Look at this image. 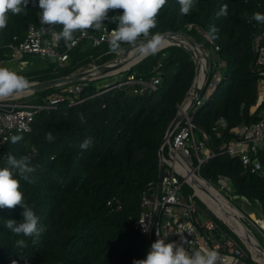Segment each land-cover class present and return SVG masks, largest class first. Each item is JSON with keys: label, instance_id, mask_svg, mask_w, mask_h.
Here are the masks:
<instances>
[{"label": "trees", "instance_id": "16d2710c", "mask_svg": "<svg viewBox=\"0 0 264 264\" xmlns=\"http://www.w3.org/2000/svg\"><path fill=\"white\" fill-rule=\"evenodd\" d=\"M255 13L264 14V0H196L188 15L180 13L178 0H167L148 39L159 34L172 43L133 64L123 79L134 75L149 81L160 74L156 89L136 94L126 85L95 95L100 87L90 81L82 92L83 102H65L57 109L42 110L31 133L14 135L22 137L17 143L10 140L2 145L0 137V156L29 155L38 165L31 174L32 182L20 180L19 190L39 218V226H46L33 243L35 237L16 235L6 227L8 220L23 219V209H0V264H25V257L28 264H133L146 258L151 245L135 230L142 196L149 183L160 178L161 148L196 78L194 56L183 40L212 49L205 34L210 36L224 62L214 96L196 112L194 121L208 132L220 117H225L230 127L249 123L255 120L249 108L256 100L258 81L254 41L264 31V22H258ZM122 14V9H110L102 27L117 25L115 16ZM8 16L7 27L0 30V59L4 60L10 58L15 38L22 40L29 26L39 23L38 0H29L26 12H9ZM55 31L60 33L62 26L56 25ZM84 32L94 30L77 31L74 40ZM142 42H146L143 37L136 45L121 43V48L123 52L127 47L140 52ZM58 49L69 53V63L61 66L46 59L49 66L39 72L40 81L67 78L81 65H102L117 57L109 51V42L96 47L87 39L70 48L59 38ZM58 89V85L41 89L28 103L42 104ZM80 113L86 123L80 122ZM48 133L53 136L51 142L46 139ZM87 138L92 140L90 147L81 149ZM212 142L217 149L222 140L212 134ZM261 159L264 163V149ZM4 166L0 159V167ZM201 175L213 184L220 176L230 177L235 194L246 196L251 204L242 200L245 205L259 207L264 215V178L246 171L238 158H213L203 166ZM114 196L124 202L120 212L107 207ZM20 239L26 247L15 246Z\"/></svg>", "mask_w": 264, "mask_h": 264}, {"label": "built area", "instance_id": "2783aa9c", "mask_svg": "<svg viewBox=\"0 0 264 264\" xmlns=\"http://www.w3.org/2000/svg\"><path fill=\"white\" fill-rule=\"evenodd\" d=\"M55 27L56 25H42L40 19L39 23L30 25L25 38H15V42L10 45V58L0 59V67H5L8 63L25 66V58L28 55L54 60L61 66L67 65L70 55L58 49L59 39ZM116 28L117 25H114L111 28L102 27L92 33L84 32L74 40L75 43H72L70 48L82 39L89 40L96 47L107 43L112 37V30ZM205 37L211 42L212 51L217 57L213 60L211 53L210 56L204 53L205 71L201 82H198L201 65L196 49L192 47L196 72L198 71L194 88L187 102L180 107L181 120L164 140L161 148L163 170L159 180L150 182L142 196L141 215L135 224V230L144 236L150 245L158 239H164L165 243L175 242L184 247L189 255L197 251L201 254L215 251L216 264H260L254 255L246 251L236 236L226 232L199 205L196 198L194 199L195 193H188L186 190L187 187L192 190L196 182L201 181L234 204L231 194H235L236 189L230 177L220 176L213 184L201 175L205 164L213 158L225 155L238 158L246 171L264 178V163L261 159V150L264 149V31L254 41V70L258 74V81L256 100L249 108V115L255 117V120L230 127L228 120L220 117L213 124L211 132L201 128L194 121V115L214 96L222 80L224 62L218 55L219 47L210 36L205 34ZM91 79L85 76L72 85L60 86L57 91L48 95L42 104L0 102L1 144H7L16 133H31L37 115L42 110L57 109L65 102L72 105L83 102L85 98H82V92ZM160 82V74L149 81L130 75L126 80L100 87L95 95H102L126 85L131 86L134 93L144 94L156 89ZM196 86L200 90L198 95L195 92ZM194 96H197L196 102L190 107ZM212 134L215 139L222 140L217 149L213 146ZM107 207L112 212H120L124 208V202L119 196H114L107 201Z\"/></svg>", "mask_w": 264, "mask_h": 264}, {"label": "clouds", "instance_id": "9594fccd", "mask_svg": "<svg viewBox=\"0 0 264 264\" xmlns=\"http://www.w3.org/2000/svg\"><path fill=\"white\" fill-rule=\"evenodd\" d=\"M196 0H178L180 13L188 15ZM29 0H0V30L8 25V13L20 14L26 12ZM167 0H38L40 9V23L46 26L61 25L62 31L57 38H63L68 47L72 46L74 33L77 31L94 30L102 28L103 21L107 19L110 9H122L123 14L115 16L117 28L112 30L109 40V51L120 54L123 52L121 43L136 45L141 37L146 42L140 44L144 54H155L162 43V37L157 34L148 39L150 30L156 26V17ZM114 17H112L113 20ZM258 22H264V14L255 13ZM44 30V29H42ZM71 42V43H69ZM29 88V82L16 72L0 67V99L19 94ZM80 122L86 123L83 113L78 114ZM22 137L13 136L12 143H17ZM51 142V133L46 135ZM92 143L91 138L85 139L81 149H87ZM6 166L0 167V209H13L20 206L23 219L20 222L8 220L7 229L16 235L35 237L36 243L46 226H39V218L30 206L24 202L20 189V180L32 182L31 174L35 173L38 165L32 162L29 155L16 158L12 154L0 156ZM19 176V179L17 178ZM143 224V223H141ZM145 227V226H144ZM145 231L147 229L145 228ZM16 247H26L23 239L17 240ZM217 253L208 251L205 254L197 251L189 255L184 247L175 242L165 243L164 239L156 240L147 253L146 258L134 260L133 264H216ZM13 264H16L13 261ZM25 264H28L25 257Z\"/></svg>", "mask_w": 264, "mask_h": 264}, {"label": "rangeland", "instance_id": "374dc122", "mask_svg": "<svg viewBox=\"0 0 264 264\" xmlns=\"http://www.w3.org/2000/svg\"><path fill=\"white\" fill-rule=\"evenodd\" d=\"M187 41L189 42V40ZM185 43L187 44V42ZM164 48H166V46L159 47L156 52ZM201 48L204 50V53H207V56L209 55V53H211L212 57L214 58L213 60L216 59L217 55L213 53L211 48H209L208 46H201ZM131 49H133V47H127L125 52L117 54V57L110 63L99 65L96 62L95 65H81L79 68H77L75 73L70 76L82 75L84 73L90 74L92 75L91 81L94 82V86L96 87H104L111 83L120 82L125 78V73L127 72V70L132 66L130 65L132 59H136L139 54V52L134 50L131 51ZM25 59L27 61V64L25 66H21L17 63H8L5 65V68L17 72L18 74H23V77L29 82V88L20 92L19 94L0 99V102L9 104L27 103L31 101V99L35 96V93L40 90L39 88L40 86H42L41 84L43 82L39 80V77L41 76L39 75V72L48 68L49 61L42 57H38L37 55H28ZM102 67H108V71L103 72L101 70ZM71 84L72 82L70 80H67L60 83L58 86L60 87ZM186 191L192 194L195 193V197L199 205L214 220H216V222H218L226 232L236 236L250 255H253L256 253V251H259L264 258V252L257 242L258 240L261 247L264 249V230L256 222V219L259 217V215H263V212L259 207L245 205V203L240 198L235 197L236 194H231L233 203L244 214V217H241L240 219L243 224L241 226L240 224H238L236 219L227 211V209L223 207L220 202L217 201V199H215V197H213L207 191L197 190L193 187L192 190L187 187ZM247 233L251 237L248 236Z\"/></svg>", "mask_w": 264, "mask_h": 264}, {"label": "bare ground", "instance_id": "6f19581e", "mask_svg": "<svg viewBox=\"0 0 264 264\" xmlns=\"http://www.w3.org/2000/svg\"><path fill=\"white\" fill-rule=\"evenodd\" d=\"M183 42H187L186 45H188L191 49H192V43L186 40H183ZM172 43V40L169 38H166L164 40H162V43L160 45V47H167ZM196 54L199 58L200 61V65H201V72L197 77L198 82H201V78L203 77V73L205 71V64H206V59L204 56V52L203 50L199 47L198 49L195 50ZM147 54H144L141 51L140 48V52L137 56V58L132 59V61L130 62V65H133L135 63H137L140 59H142L144 56H146ZM197 190H205L207 191L209 194H211L213 197H215V199H217V201L220 202V204L225 207L227 209V211L236 219V221L238 222V224H240L241 226L243 225L242 222L240 221L241 217H244L243 214L238 210L237 206L232 204L229 200H227L226 198H224L223 196H221L217 191H215L214 189H212L209 186H206L203 182L201 181H197L196 182V186L193 187ZM256 222L259 224V226L264 229V215H259V217L256 219ZM248 234V233H247ZM248 236H250L248 234ZM251 237V236H250ZM255 259L258 261V263L260 264H264V258L261 255V253L259 251H256L255 254H253Z\"/></svg>", "mask_w": 264, "mask_h": 264}, {"label": "water", "instance_id": "95a60500", "mask_svg": "<svg viewBox=\"0 0 264 264\" xmlns=\"http://www.w3.org/2000/svg\"><path fill=\"white\" fill-rule=\"evenodd\" d=\"M166 38V36H163L162 37V40H164ZM191 43H192V47H194L195 49H198V46L196 45V43H194L193 41H191ZM191 52H192V54L194 55V50H192L191 49ZM101 70L103 71V72H106V71H108V67L107 68H101ZM198 74V71L196 72V75ZM85 76H87V77H89V78H92V75H90V74H87V73H84V74H82V75H77V76H70V77H67V78H62V79H55V80H51V81H47V82H43L41 85L42 86H40V90L41 89H44V88H47V87H50V86H54V85H59L60 83H62V82H65V81H67V80H70L71 82H73V81H78L79 79H81V78H83V77H85ZM195 92H196V95H198L199 93H200V90L198 89V87L196 86V88H195ZM196 99H197V96H194L193 98H192V100H191V104H190V107H192L194 104H195V102H196ZM181 118H182V116L179 114L178 115V117H177V119L175 120V122H174V124H173V126H172V128H171V131H172V129L179 123V121L181 120ZM161 154V157H162V153H160ZM236 198H240L241 200H244L246 203H248V204H251V201L246 197V196H244V195H236L235 196Z\"/></svg>", "mask_w": 264, "mask_h": 264}]
</instances>
